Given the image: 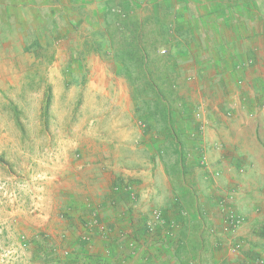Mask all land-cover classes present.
<instances>
[{
    "label": "crops",
    "instance_id": "crops-1",
    "mask_svg": "<svg viewBox=\"0 0 264 264\" xmlns=\"http://www.w3.org/2000/svg\"><path fill=\"white\" fill-rule=\"evenodd\" d=\"M104 1L0 0V32L15 26L23 32L24 50L34 51L41 46L37 33H47L51 39V32L99 30ZM114 1L118 9L120 0ZM121 1L124 7L130 4L131 12L157 17L169 33H187L177 44L179 95L190 110L197 109L204 121L209 119L200 143L208 148L222 146L210 158L220 170L214 175L206 169L203 173L186 157L183 173L169 175L152 160L151 152L147 163L127 170L116 154L93 153L58 175L72 172L67 178H74L70 186L63 183L62 191H53L58 188L53 185L51 224L39 231L51 239V259L42 247L38 255L32 254L31 263L245 264L255 254L247 251L237 259L228 257L224 219L228 209L238 206L236 200L226 203L235 184L241 186L237 191H249L234 178L242 170V157L251 158L244 147L247 135L255 125L264 128V106H260L264 102V0ZM89 15L95 20H89ZM186 62L192 64V75ZM194 79L203 84L204 100L198 102L204 103L196 105L188 98L191 90L188 94L181 89L184 80ZM244 97L257 101V120L246 116ZM228 108H232L231 120L223 115ZM206 176L207 184L202 180ZM123 185L133 188V197ZM153 211L160 213L156 223ZM247 230L244 225L235 231L238 241H243ZM33 241L37 247L45 243L39 237Z\"/></svg>",
    "mask_w": 264,
    "mask_h": 264
},
{
    "label": "rangeland",
    "instance_id": "rangeland-1",
    "mask_svg": "<svg viewBox=\"0 0 264 264\" xmlns=\"http://www.w3.org/2000/svg\"><path fill=\"white\" fill-rule=\"evenodd\" d=\"M88 18L95 20L94 16ZM85 32H51V39L47 33H37L41 46L28 52L21 45L23 32L15 26L12 31L0 32V264H30L32 254L38 255L42 247L51 259V239L39 231L51 224L52 187L55 184L58 188L53 191H62L63 183L72 185L74 177L67 178L72 172L58 175L79 166L93 153L116 154L129 170L147 163L151 152L152 160L163 166L157 150L161 140L144 132L145 124L128 101L129 88L118 73L119 66L98 54L83 56ZM185 64L192 75V64ZM199 83L198 79L181 83L183 91L192 93L188 98L193 105L203 102H198L199 98L204 100L203 84ZM244 98L246 116L257 120V101ZM191 111L203 137L209 119L204 121L197 109L191 107ZM223 115L231 120L232 108ZM247 137L244 147L251 158L242 157V170L239 175L234 173V178L249 191H237L241 186L235 184V192H228L232 199L227 198L226 203L236 200L238 206L226 212L239 215L248 230L239 253L227 248L231 259L247 251L255 256L264 254V235L260 234L264 232V128L255 125ZM187 145V163L203 173L205 169L220 170L210 158L213 150L221 151L222 146ZM165 161L171 164L174 160ZM202 180L206 183L209 177ZM27 237L32 243L39 237L46 244L37 247ZM230 238L231 234L226 235Z\"/></svg>",
    "mask_w": 264,
    "mask_h": 264
},
{
    "label": "trees",
    "instance_id": "trees-1",
    "mask_svg": "<svg viewBox=\"0 0 264 264\" xmlns=\"http://www.w3.org/2000/svg\"><path fill=\"white\" fill-rule=\"evenodd\" d=\"M104 3L102 26L83 38L82 54H98L119 66L134 114L145 124L144 132L161 140L157 150L163 167L169 175L181 174L189 151L187 144L195 147L200 142L193 112L178 88L177 44L187 33H169L157 17L131 12L130 4L124 7L121 0L118 9L114 0ZM162 48H166L163 55ZM172 157L171 164L165 161Z\"/></svg>",
    "mask_w": 264,
    "mask_h": 264
},
{
    "label": "built area",
    "instance_id": "built-area-1",
    "mask_svg": "<svg viewBox=\"0 0 264 264\" xmlns=\"http://www.w3.org/2000/svg\"><path fill=\"white\" fill-rule=\"evenodd\" d=\"M165 52H166L165 49H162L160 51L161 54H165ZM124 188L131 195V197L134 196L133 188L130 185H124ZM159 220H160V213L157 211L155 212L153 211L154 223L158 222ZM224 222H225L224 233L229 235V237L230 234L232 236V234H234V232L243 225V219L232 211L226 212ZM228 245H229L228 246L229 250L233 253H239L241 251L242 244L240 241L234 239V236H232L229 239ZM204 264H212V263L206 262ZM246 264H264V254L256 255L252 260H249Z\"/></svg>",
    "mask_w": 264,
    "mask_h": 264
}]
</instances>
